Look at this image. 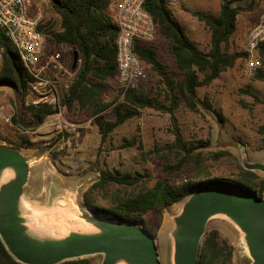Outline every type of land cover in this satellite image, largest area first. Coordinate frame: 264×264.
<instances>
[{"label": "rangeland", "instance_id": "374dc122", "mask_svg": "<svg viewBox=\"0 0 264 264\" xmlns=\"http://www.w3.org/2000/svg\"><path fill=\"white\" fill-rule=\"evenodd\" d=\"M252 1L242 0L241 3L249 5ZM116 3L109 10L113 18ZM36 4L37 9L44 11L50 29L60 31L61 19L52 9L50 0H36ZM220 9L221 0H186L180 6H171L187 34L204 52L211 48V32L193 13L218 16ZM263 13L264 0H257L253 11L238 16L237 31L224 45V51L229 55H245L210 86L197 90V110H191L183 97L178 100L175 114L184 140L192 150L190 156L175 148V126L171 115L157 109L170 105L171 97L160 77L146 63L147 76L141 88L149 93L157 108L141 109L138 116L116 128L104 142L94 122L93 110L82 114L74 107L75 103L64 102L77 76L71 67L67 75L64 72L63 78L57 80L60 108L43 102L35 83L24 99L11 87H0V145L19 149L30 164L21 206L26 225L43 236L65 237L70 229H66L64 223L71 214H82L80 206L85 210L90 208L87 198L93 204L109 209L119 198L127 196L130 190L124 186L93 188L103 171L142 175L148 187L163 180L177 186L196 175H200L199 179H237L244 172L255 173L259 181L264 180V173L245 166L246 163L264 164V81L256 78L259 71L264 73V65L253 74L247 71L249 33ZM139 45L154 47L172 77L181 78L171 54L170 41L158 28L152 40ZM48 47L61 53L60 65H66L69 59L72 65L75 50L71 45L51 43ZM121 93L117 77L109 80V87L101 96V105L108 106L102 112L107 120H114L113 108L124 102ZM205 102L221 113L223 119L208 109ZM43 104L51 106L56 113L37 127L32 120V107ZM182 160L185 164L181 170L167 172V166H176ZM186 200L166 210L144 215L148 226L156 232L162 264H173L172 232L175 218L181 214ZM54 222L62 224L59 230L53 229ZM212 231H218L222 240L232 248L229 264H253L244 233L229 217L223 214L213 216L208 221L206 234ZM88 258L92 264H102L104 255Z\"/></svg>", "mask_w": 264, "mask_h": 264}, {"label": "trees", "instance_id": "16d2710c", "mask_svg": "<svg viewBox=\"0 0 264 264\" xmlns=\"http://www.w3.org/2000/svg\"><path fill=\"white\" fill-rule=\"evenodd\" d=\"M118 1L50 0L52 9L61 19V30L58 32L50 30L47 35L48 44L71 45L79 53L81 60L79 72L65 95L64 102L72 105L79 101L82 108L93 110L94 122L99 128L103 142L120 125L138 116L141 109L157 108L149 93L141 88V83L136 90L125 95L122 104L113 108L114 120H107L102 114L108 106L101 105V96L107 91L109 80L116 78L118 74L116 41L119 28L109 13L111 6ZM241 1L221 0L218 16L203 12L193 13L211 32V48L208 52L202 51L187 34L167 0H147L145 4V9L151 15L156 28L170 41L171 54L175 58L181 78L176 80L172 77L171 72L159 60L158 51L154 47L137 44L135 52L160 77L167 95L171 97L170 105H163L157 109L171 115L172 124L175 126V148L181 153H186V156H190L192 150L188 147L178 126L175 114L178 100L183 97L191 110H197V90L210 86L245 55L244 53L229 55L224 51V45L237 31L238 16L242 12L253 11L257 2L253 0L249 5H243ZM0 46L4 49V63L0 67V87L9 86L24 99L32 89L34 77L26 69L14 44L1 30ZM258 56L264 65V44L259 46ZM256 78L264 81V73L259 71ZM255 98L261 102L258 97ZM204 104L223 119L222 114L214 110L209 102ZM55 113L51 106L45 104L32 107L33 123L40 127ZM262 130L264 133V126ZM184 164L185 161L182 160L176 166H167L166 170L179 171ZM199 177L200 175H196L190 181L177 186L163 180L148 187L142 175L103 171L100 180L93 188L118 185L129 188L130 192L127 196L119 198L109 209L93 204L88 198L87 204L93 211L107 218L137 223L156 238V232L148 226L144 215L150 211L168 209L190 197L208 182L217 179L229 180L258 192L261 197L264 195V180L259 181V176L252 172H244L237 179L222 177L199 179ZM231 258L232 248L222 240L219 232L207 233L201 247L199 264H229ZM0 264H22L10 254L1 238ZM62 264H92V262L89 258H82Z\"/></svg>", "mask_w": 264, "mask_h": 264}, {"label": "water", "instance_id": "95a60500", "mask_svg": "<svg viewBox=\"0 0 264 264\" xmlns=\"http://www.w3.org/2000/svg\"><path fill=\"white\" fill-rule=\"evenodd\" d=\"M79 53H74L76 69ZM246 168L264 173V164L246 163ZM15 168L18 177L0 187V238L10 254L22 264H62L66 261L104 255L102 264H162L156 238L143 226L107 218L80 206L85 221L103 230L84 236L70 230L65 237L43 236L31 230L22 216V197L30 176L29 160L13 147L0 145V169ZM175 218L173 264H199L208 221L215 215L229 217L244 233L253 264H264V195L241 183L217 179L186 198Z\"/></svg>", "mask_w": 264, "mask_h": 264}, {"label": "built area", "instance_id": "2783aa9c", "mask_svg": "<svg viewBox=\"0 0 264 264\" xmlns=\"http://www.w3.org/2000/svg\"><path fill=\"white\" fill-rule=\"evenodd\" d=\"M170 6H178L186 0H167ZM147 0H119L114 12L119 28L116 41L118 62V83L122 96L136 90L146 79L145 62L135 52L137 44L150 41L156 26L146 11ZM45 13L34 9L33 0H0V30L14 44L29 73L34 77V87L40 92L41 100L60 108L61 96L58 88V74L62 67V55L48 47ZM264 44V13L251 29L248 37L247 71L253 74L262 68L258 48ZM4 63V49L0 46V67ZM81 64L79 59L78 65ZM0 115H2L0 113Z\"/></svg>", "mask_w": 264, "mask_h": 264}, {"label": "bare ground", "instance_id": "6f19581e", "mask_svg": "<svg viewBox=\"0 0 264 264\" xmlns=\"http://www.w3.org/2000/svg\"><path fill=\"white\" fill-rule=\"evenodd\" d=\"M18 170L15 168L0 169V187L1 185L14 181L18 177ZM54 230H59L62 226L60 222L52 224ZM66 229L74 230L84 236H94L103 233V230L92 223L85 221L80 214H71L69 220L64 223Z\"/></svg>", "mask_w": 264, "mask_h": 264}, {"label": "crops", "instance_id": "0c3cea01", "mask_svg": "<svg viewBox=\"0 0 264 264\" xmlns=\"http://www.w3.org/2000/svg\"><path fill=\"white\" fill-rule=\"evenodd\" d=\"M33 6H34V9H37V8H36V7H37L36 0H33ZM179 6H180V5H179ZM113 8H114V7H113ZM114 11H115V8H114ZM178 12H179V11H178ZM45 21H46V20H45ZM257 22H258V21H257ZM257 22H256V23H257ZM256 23H255V25H256ZM46 24H47L46 26H49L48 28H50V25H49L48 21H46ZM255 25H254V26H255ZM254 26H253V27H254ZM253 27H252V28H253ZM252 28H251V29H252ZM250 31H251V30H250ZM75 52H76V51H74V53H75ZM79 57H80V55H79ZM73 61H74V58H73ZM61 67H62V71H61V73L58 74V77H57V78H60V79L63 78L62 75H63L64 72H66V73H65L66 75L68 74V69H69V67H71V69H72V71L74 72L75 76L78 74L79 69H80V66H79V65H77L76 69H74V68H73V63H72V65L70 66V59H69V61H68V63H67L66 65L63 66V64H61ZM69 75H71V74H69ZM75 105H76V106H74V107L76 108V110H77L79 113H82V114H83V113H85V112H88V111L91 112V111H92V109H89V108H87V107H86V108H82L81 105H80V103H79V101H76V102H75Z\"/></svg>", "mask_w": 264, "mask_h": 264}]
</instances>
